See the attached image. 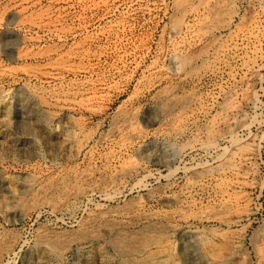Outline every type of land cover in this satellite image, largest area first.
Masks as SVG:
<instances>
[{"label": "rangeland", "instance_id": "rangeland-1", "mask_svg": "<svg viewBox=\"0 0 264 264\" xmlns=\"http://www.w3.org/2000/svg\"><path fill=\"white\" fill-rule=\"evenodd\" d=\"M0 264H264V0H0Z\"/></svg>", "mask_w": 264, "mask_h": 264}]
</instances>
